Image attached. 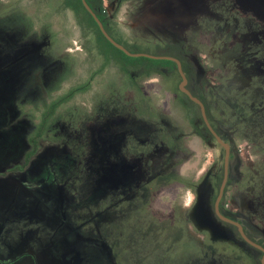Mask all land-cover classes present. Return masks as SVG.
I'll return each instance as SVG.
<instances>
[{
  "label": "rangeland",
  "instance_id": "obj_1",
  "mask_svg": "<svg viewBox=\"0 0 264 264\" xmlns=\"http://www.w3.org/2000/svg\"><path fill=\"white\" fill-rule=\"evenodd\" d=\"M101 2L129 50L184 58L230 149L221 213L264 245V0ZM180 83L106 56L75 0H0V162L31 167L0 201L30 199L16 235L40 234L22 260L261 264L216 217L226 151Z\"/></svg>",
  "mask_w": 264,
  "mask_h": 264
},
{
  "label": "crops",
  "instance_id": "obj_2",
  "mask_svg": "<svg viewBox=\"0 0 264 264\" xmlns=\"http://www.w3.org/2000/svg\"><path fill=\"white\" fill-rule=\"evenodd\" d=\"M29 152V151H28ZM27 150L23 153L20 159L14 162H0V177L3 180H7V189H17L20 185V181L26 180L23 178L29 173L31 167L22 168L23 159L28 153ZM8 157V153L3 150L0 151V158ZM34 182V187L36 181ZM40 185V182H37ZM19 189V188H18ZM24 200H11L3 203L0 201V213L4 219L0 218V264H34L31 260L22 258L24 256L35 253L36 247L40 246V234L35 231H30L27 238L18 239L16 235L18 229V223L22 221L23 216L28 213L30 217H33L35 221L36 217V205L33 203H26ZM2 204H5L2 207ZM11 205H16L14 209ZM32 206L29 210L26 207ZM15 232H13V229Z\"/></svg>",
  "mask_w": 264,
  "mask_h": 264
},
{
  "label": "trees",
  "instance_id": "obj_3",
  "mask_svg": "<svg viewBox=\"0 0 264 264\" xmlns=\"http://www.w3.org/2000/svg\"><path fill=\"white\" fill-rule=\"evenodd\" d=\"M87 2L90 5V7L97 13L98 17L100 18V20L102 21L103 25L105 26L107 32L118 43H120L121 45H123L124 47H126L129 50L128 46L122 40V36L118 33L116 25L107 17L106 14L103 13L101 0H87ZM75 11H76L77 14H79V15L84 17V19L86 20L87 27L89 29H92L95 32L96 37H97V43H98L99 47H101L103 53L106 56H109L112 59H114L125 71H130V70L138 71L141 68H147L150 65H158L160 68H174L176 74L180 77V75L178 73V70H177V65L174 62H171V61H155V60H151V59H147V58H131V57H128L122 51H120L117 48H115L104 37V35L101 33L98 25L96 24L94 19L91 17V15L87 12V10L84 8L81 0H75ZM129 51H131V50H129ZM159 56L174 57V58L179 59L182 62L183 68H184V72H185V74H186V76L188 78V89L193 93V95L195 97H197L201 101H203V103L206 106V103H205L204 99L201 98L200 96H198L196 94V92H194L191 89V87H190L191 78L189 76V73H188L184 58L182 56L178 55V54H171V53H166V52L160 53ZM153 74H154L153 72H150V73L147 74V76L151 77ZM179 93L182 94L180 92V90H179ZM182 95L185 96L184 94H182ZM185 98L187 99V101L189 102V104L192 107H196V108H198L200 110V108L195 103H193L187 96H185ZM206 108H207V106H206ZM207 114H208V117L210 119V114H209L208 108H207ZM200 117H201V115H200ZM201 119H202V117H201ZM205 128H206V126H205ZM208 133L211 134L209 131H208ZM32 154H33V152H31L28 155V158H30L32 156ZM235 230H236V228H235Z\"/></svg>",
  "mask_w": 264,
  "mask_h": 264
},
{
  "label": "water",
  "instance_id": "obj_4",
  "mask_svg": "<svg viewBox=\"0 0 264 264\" xmlns=\"http://www.w3.org/2000/svg\"><path fill=\"white\" fill-rule=\"evenodd\" d=\"M82 4L84 6V8L87 10V12L91 15V17L94 19V21L96 22V24L98 25L101 33L104 35V37L118 50L122 51L123 53H125L128 57L131 58H147V59H151V60H155V61H171L176 63L177 65V70L178 73L180 75L181 78V83L179 86V90L182 94H184L185 96H187L193 103H195L199 108H200V112H201V117L203 119L204 124L206 125V127L208 128V130L211 132V134L213 135V137L217 140V142L225 149L226 151V157H225V165H224V178L219 190V194L218 197L216 199V203H215V214L217 216V218L221 221L224 222L226 224H229L231 226H234L238 229L241 237L245 240V242L247 244H249L250 246L260 250L261 252H263V258L261 263L264 264V247H262L261 245L255 243L254 241H252L251 239H249V237L246 235L243 226L236 222L233 221L229 218H226L225 216L222 215L221 211H220V203L223 199L225 190H226V186L228 183V179H229V161H230V149L228 147V145L222 140V138L220 137V135L217 133V131L213 128V126L210 123V120L208 118V114H207V109L205 104L203 103V101H201L199 98L195 97L193 95V93L188 89V78L184 72V68H183V64L182 62L174 57H170V56H158V55H151V54H147V53H133L131 51H129L126 47H124L123 45H121L120 43H118L106 30L105 26L103 25L102 21L100 20V18L98 17L97 13L90 7V5L88 4L87 0H81Z\"/></svg>",
  "mask_w": 264,
  "mask_h": 264
},
{
  "label": "flooded vegetation",
  "instance_id": "obj_5",
  "mask_svg": "<svg viewBox=\"0 0 264 264\" xmlns=\"http://www.w3.org/2000/svg\"><path fill=\"white\" fill-rule=\"evenodd\" d=\"M207 109V108H206ZM209 118V117H208ZM203 120V119H202ZM211 123V122H210ZM206 126V125H205ZM213 126V125H212ZM207 128V127H206ZM214 128V127H213ZM215 129V128H214ZM207 130H208V128H207ZM216 130V129H215ZM209 131V130H208ZM210 132V131H209ZM211 133V132H210ZM218 133V132H217ZM219 134V133H218ZM212 135V134H211ZM213 136V135H212ZM216 140V139H215ZM217 141V140H216ZM219 144V143H218ZM220 145V144H219ZM28 157V156H27ZM230 159H231V155H230ZM225 165V164H224ZM229 166H230V161H229ZM171 165H168L167 166V168L166 169H168V170H165L163 173H162V177L163 178H167V179H170V177H172L171 176ZM223 178H224V176H223ZM171 180V179H170ZM180 179H179V177H177L176 178V181L178 182ZM223 181V180H222ZM228 182H229V179H228ZM222 184V183H221ZM227 185H228V183H227ZM221 187V186H220ZM226 188H227V186H226ZM220 190V189H219ZM219 194V193H218ZM216 203V202H215ZM214 209H215V207H214ZM221 211V210H220ZM217 217V216H216ZM219 220V219H218ZM220 221V220H219ZM221 222V221H220ZM222 224H225L226 226H230V227H233L234 229L236 228V227H234V226H231V225H229V224H226V223H224V222H221ZM242 225V224H241ZM243 226V225H242ZM244 228V227H243ZM236 231L238 232V234L240 235V233H239V231H238V229L236 228ZM244 231H245V233H246V235L249 237V239H251L252 241H254L255 243H257V244H259V245H261L262 247H264V245H262L261 243H258L257 241H255L253 238H251L250 236H249V234L246 232V230H245V228H244ZM240 237H241V235H240ZM241 239L245 242V240L241 237ZM246 243V242H245ZM247 244V243H246ZM249 245V244H248ZM250 246V245H249ZM250 247H252V246H250ZM252 248H254V247H252ZM254 249H256V248H254ZM257 251H259L260 253H262L263 254V252H261L260 250H258V249H256ZM262 264V263H261Z\"/></svg>",
  "mask_w": 264,
  "mask_h": 264
},
{
  "label": "built area",
  "instance_id": "obj_6",
  "mask_svg": "<svg viewBox=\"0 0 264 264\" xmlns=\"http://www.w3.org/2000/svg\"><path fill=\"white\" fill-rule=\"evenodd\" d=\"M111 12V10L109 9V7H105L103 10V13L108 15Z\"/></svg>",
  "mask_w": 264,
  "mask_h": 264
}]
</instances>
